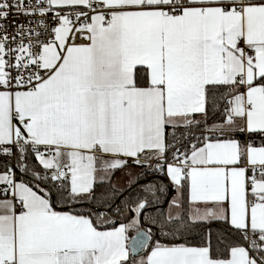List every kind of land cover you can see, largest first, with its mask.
I'll use <instances>...</instances> for the list:
<instances>
[{"label": "snow or ice", "instance_id": "1", "mask_svg": "<svg viewBox=\"0 0 264 264\" xmlns=\"http://www.w3.org/2000/svg\"><path fill=\"white\" fill-rule=\"evenodd\" d=\"M0 264H264V0H0Z\"/></svg>", "mask_w": 264, "mask_h": 264}]
</instances>
